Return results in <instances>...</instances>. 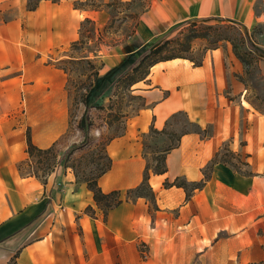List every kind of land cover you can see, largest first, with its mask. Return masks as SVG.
I'll return each instance as SVG.
<instances>
[{"label": "crops", "instance_id": "crops-1", "mask_svg": "<svg viewBox=\"0 0 264 264\" xmlns=\"http://www.w3.org/2000/svg\"><path fill=\"white\" fill-rule=\"evenodd\" d=\"M28 1L0 0V264H264V113L245 98L229 42L206 50L199 66L186 58L158 62L131 86L143 106L106 146L111 166L98 185L118 191L122 202L105 216L71 168L42 181L20 167L29 157L28 129L47 149L68 128L65 73L51 53L77 40L84 18L105 12L75 8L76 0ZM259 1L151 0L138 15L135 45L99 73L89 100L110 72L180 24L264 28ZM179 114L194 128L165 152L166 171L150 173L154 199L127 197L143 181L151 128L167 132ZM225 147L241 166L219 160Z\"/></svg>", "mask_w": 264, "mask_h": 264}, {"label": "rangeland", "instance_id": "rangeland-1", "mask_svg": "<svg viewBox=\"0 0 264 264\" xmlns=\"http://www.w3.org/2000/svg\"><path fill=\"white\" fill-rule=\"evenodd\" d=\"M131 1L121 3L120 0H97L95 6H100L99 9L104 10L105 14L82 20L83 27L80 26L77 38L82 40L81 44L77 46L70 44L65 49H57L51 53V58L55 60H50L51 64L65 73L63 89L68 105V128L59 143L52 145L54 149L51 152L29 156L20 164L24 175L36 174L44 181L56 168L69 167L79 182H85L96 178L107 166V143L124 131L127 119L143 106V99L132 91L131 84L143 76L146 66L141 67L138 73L122 80L114 89L113 96L104 101L102 108L88 110L87 132L80 127L81 118L86 111L83 101L87 90L95 82L96 72L104 73L122 59L128 53V48L136 43L134 35L138 15L145 10L151 0ZM38 2L39 0H29L28 7H35ZM258 3L259 10L263 11L264 0ZM86 19L91 22H85ZM177 27L169 32L167 39H181L188 33L200 35L193 40L192 51L188 54L195 59H199L206 50L229 42L234 48L233 52L236 50L244 59V62L239 59L242 64L239 79L246 88L245 98L258 112L264 113V60L246 43L248 40L253 41L259 46L257 48L262 49L260 46L264 47V28L259 26L247 32L241 24L233 21H188ZM52 86L57 85L54 82ZM171 124L173 127L166 133L160 135L150 133L147 137L146 152L149 165H155V157L175 144L181 133L194 128L187 123L183 114L177 115ZM74 145L78 147L71 150ZM221 153L228 154L225 148ZM234 158L232 161L241 166L238 159ZM148 192V189L140 191L142 194ZM131 198H134L133 195Z\"/></svg>", "mask_w": 264, "mask_h": 264}, {"label": "trees", "instance_id": "trees-1", "mask_svg": "<svg viewBox=\"0 0 264 264\" xmlns=\"http://www.w3.org/2000/svg\"><path fill=\"white\" fill-rule=\"evenodd\" d=\"M96 1L97 0H76L74 2V6H75V8H80V9L81 8L82 9L83 8H90V9H94V10H100L99 9L100 6H95ZM125 3H127V2H125ZM128 3H130V2H128ZM85 22H91V20L86 19ZM82 27H83V25L81 26V28ZM199 37H200V35H198L197 33H188V34L184 35L181 39H165L161 43H158L157 45H155L153 48L152 47H145L141 51V55L136 62H131L129 59H126L121 65L116 67L104 79H102L99 83V85L101 86L100 94L98 95V97H96L97 98L96 101H91V100H89L91 91L93 88L97 87L98 80H99L98 79L99 74L96 72L95 80H94L95 82L89 87V89L87 90V94L84 97L83 102L85 103L86 111L81 118L80 127L87 132L86 127L88 125L86 122H87V118H88V110L90 108H98V109L102 108L105 98H107V97L111 98L113 96V89H115L117 87V85L122 80L129 78L134 73H138L139 70L141 69V67H144V65L146 66L147 69L143 73V76H141V77L137 78V80L133 81L131 86L136 81L145 78V76H147L149 73L150 67L155 65L158 62H161V61H166V60L175 59V58H186V59H190L191 61L194 62L195 65L199 66L202 63L204 54L199 59H195L193 57L188 56V54L192 51L193 40L196 38H199ZM227 41H230V40H227ZM81 42H82V40H76L72 43V45L77 46V45L81 44ZM246 43L250 49L254 50L255 52H257L258 54H261V56L264 57V52L261 49L255 47L250 41H247ZM234 52H235V55H237V57L241 61L244 62L243 57L241 55H239V53L236 52V50H234ZM85 123H86V125H85ZM151 133L159 135L162 133H166V131H157V130L151 128ZM26 136H27V152H28L30 157L34 156L35 154L41 155L44 153H49L54 149L53 146H51L47 149H41L38 146H36L32 141L30 129L27 130ZM179 140L180 139L178 138L177 142L175 144H173L171 147H168L163 152H161L160 156L158 155L155 157V161H156L155 165L154 164L149 165L147 163L142 183L138 187L129 190L127 192V197H130L133 195L134 197L146 196L150 199H154V194L151 191L150 185L148 183L150 173L153 172L155 174H162L166 171L165 152L176 147L179 143ZM77 147L78 146L74 145L70 149L73 150ZM225 150L228 154L222 153L219 160L222 162L234 165V163L232 161V158L235 157L234 153L226 147H225ZM219 153H217V157H218ZM228 155H230L232 158L229 157ZM238 161L240 164L243 163L242 160L239 158H238ZM110 166H111V160L108 156V164L102 170V172L94 179L85 180V183H87L89 190H91L93 193V197H94L95 202L97 203V205L99 207H101L105 216L110 209L118 206L122 202L121 195L118 191H111V192L105 193L102 191V189L98 185V178L102 174H104L110 168ZM35 176L37 178L39 177L36 174H35ZM173 184L185 186V182L179 181V180H176ZM143 189H148V191H149L148 194L140 193V191Z\"/></svg>", "mask_w": 264, "mask_h": 264}, {"label": "built area", "instance_id": "built-area-1", "mask_svg": "<svg viewBox=\"0 0 264 264\" xmlns=\"http://www.w3.org/2000/svg\"><path fill=\"white\" fill-rule=\"evenodd\" d=\"M147 251H146V249L145 248H143V252H142V256H143V258H146L147 257Z\"/></svg>", "mask_w": 264, "mask_h": 264}]
</instances>
